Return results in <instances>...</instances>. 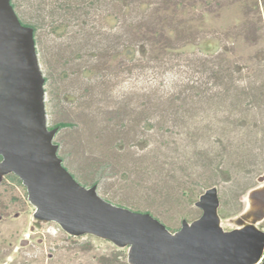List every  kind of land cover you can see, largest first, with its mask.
<instances>
[{"label":"rangeland","instance_id":"374dc122","mask_svg":"<svg viewBox=\"0 0 264 264\" xmlns=\"http://www.w3.org/2000/svg\"><path fill=\"white\" fill-rule=\"evenodd\" d=\"M60 1L13 0L24 20L40 22L35 47L62 165L81 182L98 179L95 189L110 203L178 229L200 215L199 194L216 186L223 230H231L226 219L239 214L264 172V0L170 10L160 19L179 30L161 42L134 36L151 13L157 28L160 0H128V8L122 0ZM49 14L66 29L52 33ZM61 122L68 126L53 127ZM32 214L26 197L24 233L44 236L26 250V264H101L120 250L35 223ZM257 227L264 232V220Z\"/></svg>","mask_w":264,"mask_h":264},{"label":"water","instance_id":"95a60500","mask_svg":"<svg viewBox=\"0 0 264 264\" xmlns=\"http://www.w3.org/2000/svg\"><path fill=\"white\" fill-rule=\"evenodd\" d=\"M45 96L33 31L21 24L9 0H0V176L12 173L20 180L35 223L53 222L70 236L109 241L125 251L127 264L260 263L264 172L246 190L239 214L226 219L231 230H223L212 186L193 203L200 215L170 232L150 214L114 205L94 185L72 177L57 155V129L48 127Z\"/></svg>","mask_w":264,"mask_h":264},{"label":"trees","instance_id":"16d2710c","mask_svg":"<svg viewBox=\"0 0 264 264\" xmlns=\"http://www.w3.org/2000/svg\"><path fill=\"white\" fill-rule=\"evenodd\" d=\"M10 4L13 8V10L15 11V13L17 14L19 21L21 22L22 25L26 26V27H30L33 31V39H34V43L36 45L37 43V32L39 31L40 27V22L38 17L34 18V22H30V21H26L24 20V18L16 11V6L13 2V0H9ZM75 0H64V1H60L61 3H71L74 2ZM128 0H122L121 4H123V6L125 8H128V6L130 4H128L129 2H126ZM221 0H160V2L158 4H156V8H154V12L155 15H157L158 18H154V21L158 23V25H156L157 28H153L154 26H152L153 24V14L151 13V15H149L148 20L144 23L145 28L141 29V28H137V31L135 32L134 36L141 37L142 39H146L149 42H151L154 38H157L158 41H168L169 38H171V36L173 35L172 33L175 34V31H178L179 28L175 27L171 28L167 22H165L164 20L160 19L161 15L167 13L168 11H180V12H186L189 9H197V7H202L203 5H210L216 2L220 3ZM150 4V3H149ZM220 8H221V4H217ZM53 13V12H52ZM209 11H203L202 15L204 14H208ZM52 16L53 14H49L46 17H43V20L46 21V18H50V23H49V30L52 33H58L60 31H63L64 29H66V25L64 20H52ZM58 22V23H57ZM183 29V28H182ZM123 49V53L125 55H129L132 53V50L130 49V47L128 45H124L122 46ZM45 64V63H44ZM48 82V77L44 76V85ZM46 92V89H45ZM68 123H57L55 124L53 127H57L58 129H61L63 127H67ZM62 162L63 159L61 158ZM66 170L67 167L65 165H62ZM14 177L16 178L18 183H21L20 180L14 175ZM73 178L79 182L80 184H82L83 186L87 187V186H93L95 184H97L98 179L93 180L91 182L84 180V181H79L77 177H75L73 175ZM137 212V211H136ZM219 213L222 217H224V213L222 211V209H219ZM150 214V213H149ZM151 215V214H150ZM152 216V215H151ZM188 221V220H186ZM161 223H163L165 225V227L170 231H176V230H172L169 229L168 227L171 228V226H169L167 223H165L164 221H160ZM168 226V227H167ZM101 264H127L126 263V259H125V254L123 252V250H116L113 253H111L109 256L103 257L101 259ZM261 264V263H259Z\"/></svg>","mask_w":264,"mask_h":264},{"label":"flooded vegetation","instance_id":"af4514ba","mask_svg":"<svg viewBox=\"0 0 264 264\" xmlns=\"http://www.w3.org/2000/svg\"><path fill=\"white\" fill-rule=\"evenodd\" d=\"M0 187L10 195L11 205L14 209L8 214L7 210L4 209L3 202L0 200V226L11 224V226H8L11 229H0V264H26V250L35 245L43 244V232L37 230L31 231L29 235L24 233V208L26 206L27 193L25 187L17 182L14 175L8 174L5 176L0 182ZM219 209L218 207V214L222 218ZM146 213L149 214V212ZM155 218L161 221L160 218ZM31 228L36 227L32 226ZM171 229L176 230L178 228L171 227Z\"/></svg>","mask_w":264,"mask_h":264},{"label":"bare ground","instance_id":"6f19581e","mask_svg":"<svg viewBox=\"0 0 264 264\" xmlns=\"http://www.w3.org/2000/svg\"><path fill=\"white\" fill-rule=\"evenodd\" d=\"M255 248H256V247H254V248L252 249V252L255 250ZM247 255H248V254H247ZM259 261H260V259H257V260H256V262H259Z\"/></svg>","mask_w":264,"mask_h":264}]
</instances>
